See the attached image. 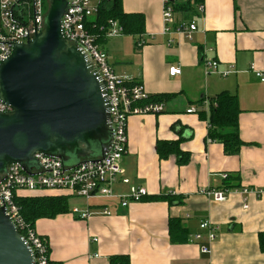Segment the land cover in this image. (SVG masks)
Returning a JSON list of instances; mask_svg holds the SVG:
<instances>
[{
  "label": "crops",
  "instance_id": "1",
  "mask_svg": "<svg viewBox=\"0 0 264 264\" xmlns=\"http://www.w3.org/2000/svg\"><path fill=\"white\" fill-rule=\"evenodd\" d=\"M121 3L123 12L143 15L145 45L136 51L132 36L124 35L104 50L109 65L117 75L139 81L149 95H172L163 113L133 116L127 124L124 177L131 186L144 187L148 196L124 209L114 199L93 200L89 205L97 215L85 221L68 215L38 220L34 230L47 242L50 261L108 264L109 257L124 255L130 264H264L257 239L264 232V82L248 71L253 65L264 72V0H203L194 5L190 20L198 31L191 41L162 35L161 0ZM203 57L218 61L220 71L231 67L235 73L206 76ZM172 66L180 75L169 76ZM221 93L235 96L241 110L238 136L244 145L234 154L207 139L210 108L204 102ZM190 108L196 113L188 114ZM158 142H177L181 154L161 160ZM223 174L233 178L231 190H260L262 195L249 196L243 209L236 193L222 203L198 194L223 187ZM114 191L124 194L128 187L118 182ZM60 195L66 196H48ZM157 197L167 199L152 200ZM103 207L110 216L100 215ZM203 220L218 227L209 254L200 251L206 238L199 229ZM198 233L200 243L192 240Z\"/></svg>",
  "mask_w": 264,
  "mask_h": 264
},
{
  "label": "built area",
  "instance_id": "2",
  "mask_svg": "<svg viewBox=\"0 0 264 264\" xmlns=\"http://www.w3.org/2000/svg\"><path fill=\"white\" fill-rule=\"evenodd\" d=\"M68 8L61 18V33L70 45L81 50L91 66L102 80L109 107L110 123L113 130V142L110 150L97 161L81 160L78 166H65L59 159L35 154L37 168L27 174L18 165L9 166L6 176L0 182V209L13 223L17 233L28 244L34 259V264H51L49 249L45 240L37 235L21 216L16 203L18 193L35 190L59 191L71 198L83 200L79 208H69V213L81 221L88 220L97 215L91 210L89 203L93 200L114 199L120 208H127L131 203L142 202L147 198L144 187L131 186L129 179L124 177L122 159L127 153L128 138L127 124L130 117L143 115H159L165 111V102L151 100L143 85L129 75H117L109 65L104 50L98 43L123 35L122 28L116 21L109 20L101 26L95 20L100 5L104 0H67ZM177 0H161V18L163 24L162 35L172 34L180 36L187 41L192 40L193 34L198 29L193 21L174 20V4ZM49 0H0V64L7 60L14 44L26 43L44 29L45 17ZM198 12H203V6L198 7ZM145 45L143 38L137 43L138 48ZM206 76L226 78L235 71L228 67L220 71L216 60L201 59ZM261 83L264 82V72L257 70L253 65L248 70ZM178 67H170V77L180 75ZM208 105L209 102H204ZM8 106L0 101V112H9ZM187 113H196L195 108H190ZM223 181L227 175H221ZM121 183L128 187V191L119 194L114 191L115 185ZM241 197L243 209H247L249 196L259 198L260 190L241 189H200L198 194L217 203L227 200L230 193ZM100 215L110 216L111 213L103 207ZM199 229L206 232V238L200 251L202 254L210 253V246L216 239L218 227L208 220L199 224ZM192 240L200 243V233L192 236ZM95 241V240H94Z\"/></svg>",
  "mask_w": 264,
  "mask_h": 264
},
{
  "label": "water",
  "instance_id": "3",
  "mask_svg": "<svg viewBox=\"0 0 264 264\" xmlns=\"http://www.w3.org/2000/svg\"><path fill=\"white\" fill-rule=\"evenodd\" d=\"M67 0H49L44 29L14 44L0 64V182L11 165L30 174L35 154L65 166L97 161L110 150L113 130L106 90L85 54L61 33ZM0 264H34L28 244L0 209Z\"/></svg>",
  "mask_w": 264,
  "mask_h": 264
},
{
  "label": "trees",
  "instance_id": "4",
  "mask_svg": "<svg viewBox=\"0 0 264 264\" xmlns=\"http://www.w3.org/2000/svg\"><path fill=\"white\" fill-rule=\"evenodd\" d=\"M203 0H186L183 3L174 4V13L192 12L194 5H199ZM116 21L122 28L123 35L137 37L134 47L139 51L137 43L145 33L144 17L141 14H128L123 12L121 0H104L100 5L96 22L104 26L107 21ZM191 21V20H189ZM100 40L99 42H102ZM104 42V41H103ZM172 95H153L151 100L155 102H167ZM203 101H199L202 103ZM210 116L208 121L207 139L211 142L222 144L226 153H237L244 145L238 136V117L241 110L237 106L236 97L221 93L208 99ZM156 152L159 158L166 159L170 155H180L177 142H158ZM186 161V157L182 159ZM227 179L224 182V188H234ZM167 198L157 197L152 200H166ZM16 203L19 207L21 216L31 228L34 229L35 223L42 219H55L69 213V199L66 196H27L17 197ZM259 251L264 254V232L257 235ZM45 240V239H44ZM46 242V241H45ZM47 244V242H46ZM48 246V244H47ZM49 249V248H48ZM51 264H54L51 262ZM108 264H130L129 258L124 255L111 256L108 258Z\"/></svg>",
  "mask_w": 264,
  "mask_h": 264
},
{
  "label": "rangeland",
  "instance_id": "5",
  "mask_svg": "<svg viewBox=\"0 0 264 264\" xmlns=\"http://www.w3.org/2000/svg\"><path fill=\"white\" fill-rule=\"evenodd\" d=\"M186 0H177V3H183L185 2ZM174 18L175 19H178V18H182L183 20H190V18H192V12H176V14L174 15ZM125 37L124 35L121 36V37H118V38H114V39H111V40H107V41H102V42H99L98 45L100 47L101 50H105L106 51L108 50L109 48V45L112 43V42H115L117 40H120L121 38ZM137 39V37H131V41L132 43L135 42ZM129 50L130 49V43L123 48L121 49L123 52L125 50ZM135 50L137 51V49L135 48ZM26 194H33V195H56V194H59V191H49V190H35L33 192H29V191H24ZM95 202V201H93ZM92 202V203H93ZM82 203H83V200L81 199H78V198H71L69 200V208L73 207V206H77V207H81L82 206ZM68 216H70L71 218L74 217L72 214L68 213L67 214Z\"/></svg>",
  "mask_w": 264,
  "mask_h": 264
}]
</instances>
